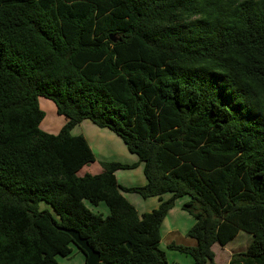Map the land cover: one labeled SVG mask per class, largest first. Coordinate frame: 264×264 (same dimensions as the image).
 Masks as SVG:
<instances>
[{
	"label": "trees",
	"instance_id": "obj_1",
	"mask_svg": "<svg viewBox=\"0 0 264 264\" xmlns=\"http://www.w3.org/2000/svg\"><path fill=\"white\" fill-rule=\"evenodd\" d=\"M39 97L65 119L57 134ZM85 119L137 156L144 185L114 174L138 163L82 172ZM123 191L158 205L138 213ZM184 196L195 245L169 248L215 264L212 245L242 230L228 264H264V0H0V264L84 255L56 226L99 264H167L160 227Z\"/></svg>",
	"mask_w": 264,
	"mask_h": 264
},
{
	"label": "rangeland",
	"instance_id": "obj_2",
	"mask_svg": "<svg viewBox=\"0 0 264 264\" xmlns=\"http://www.w3.org/2000/svg\"><path fill=\"white\" fill-rule=\"evenodd\" d=\"M39 106L44 116L40 121V129L57 134L65 123L62 115H58L54 103L43 97H39ZM73 135L80 134L86 138L95 158L94 164L88 165L90 172L92 169L102 168L103 164L109 162H119L125 164L130 158L136 155L129 153L122 140L117 137L108 128H100L93 124L90 120L85 119L80 124L71 129ZM142 164V163H141ZM92 166V167H91ZM143 168V167H142ZM117 182L124 188L140 187L142 179H144L143 170L140 166L129 169H119L114 173ZM141 180V181H140ZM124 197L134 203L139 213L150 211L155 207L157 198H142L136 192H124ZM170 196L169 193L163 195V199ZM188 197H180L175 201L174 206L169 210L160 227V249L165 252L167 264H193L192 257L187 254L168 247L169 243L183 246H194L195 240L187 236L188 229L193 225L194 219L187 211L181 208L182 203L187 201ZM86 206L93 212L105 215L108 209L104 205L97 207L92 206L86 201ZM41 208H48L44 203L40 204ZM252 239L251 234L240 230L235 237L229 240L225 245L214 243L212 250L214 252L215 264H228L232 254L246 251ZM59 264H85V256L75 247H72L70 257H56Z\"/></svg>",
	"mask_w": 264,
	"mask_h": 264
},
{
	"label": "water",
	"instance_id": "obj_3",
	"mask_svg": "<svg viewBox=\"0 0 264 264\" xmlns=\"http://www.w3.org/2000/svg\"><path fill=\"white\" fill-rule=\"evenodd\" d=\"M110 39L112 41H115L114 35H111ZM53 225L56 226L55 223H53ZM56 227L58 230L67 233L72 238V241L76 244V246L82 250V252L86 257L85 264H99V260H100L99 251L91 247L88 244L87 240L80 236L78 231L74 229H67L61 226H56ZM126 247L130 248V245L127 243Z\"/></svg>",
	"mask_w": 264,
	"mask_h": 264
},
{
	"label": "crops",
	"instance_id": "obj_4",
	"mask_svg": "<svg viewBox=\"0 0 264 264\" xmlns=\"http://www.w3.org/2000/svg\"><path fill=\"white\" fill-rule=\"evenodd\" d=\"M82 122V121H81ZM80 122V123H81ZM80 123H78V124H80ZM77 124V125H78ZM76 125V126H77ZM77 135V134H76ZM85 138V137H84ZM86 139V138H85ZM87 141V140H86ZM130 153V152H129ZM132 154V153H131ZM137 160L135 159V158H130V161L129 162H127V163H125V164H132V163H138V162H136ZM95 162V161H94ZM142 162H139L138 164H137V166L135 167V168H137L138 166H140V168H141V170H143V163L141 164ZM90 164H94V163H90ZM90 164H88V165H90ZM88 165H85L83 168H82V172H88L89 171V169H91V168H89V166ZM92 167V166H91ZM102 169H103V167L102 168H99V169H92L89 173H99V172H101L102 171ZM133 169V168H132ZM119 170V169H118ZM117 171V170H116ZM116 171L114 172V173H116ZM144 175V174H143ZM115 177H116V175H115ZM116 180H117V177H116ZM141 181V180H140ZM118 183V182H117ZM146 183V179H145V177H144V179H142V181H141V183H140V186H142V185H144ZM122 194H124V191L122 192ZM138 194V193H137ZM124 196V195H123ZM163 197V196H162ZM149 198H157V197H148V198H145V199H149ZM177 201V200H176ZM134 207H135V204L134 203H131ZM158 205V198H157V202H156V205H155V207ZM155 207H153V208H155ZM136 208V207H135ZM152 208V209H153ZM139 213V212H138ZM143 213V212H142ZM229 263V262H228Z\"/></svg>",
	"mask_w": 264,
	"mask_h": 264
}]
</instances>
